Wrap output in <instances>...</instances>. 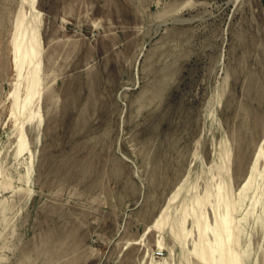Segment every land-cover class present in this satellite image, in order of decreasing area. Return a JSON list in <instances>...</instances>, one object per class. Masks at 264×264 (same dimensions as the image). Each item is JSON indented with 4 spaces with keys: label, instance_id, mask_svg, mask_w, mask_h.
Masks as SVG:
<instances>
[{
    "label": "rangeland",
    "instance_id": "obj_1",
    "mask_svg": "<svg viewBox=\"0 0 264 264\" xmlns=\"http://www.w3.org/2000/svg\"><path fill=\"white\" fill-rule=\"evenodd\" d=\"M0 264H264V0H0Z\"/></svg>",
    "mask_w": 264,
    "mask_h": 264
},
{
    "label": "bare ground",
    "instance_id": "obj_2",
    "mask_svg": "<svg viewBox=\"0 0 264 264\" xmlns=\"http://www.w3.org/2000/svg\"><path fill=\"white\" fill-rule=\"evenodd\" d=\"M18 24H19V26H20V24H21V19L20 20H18ZM23 32V31H22ZM26 34V33H25ZM31 43V42H30ZM24 50V49H23ZM29 49H27V51H28ZM26 52V51H25ZM24 52V53H25ZM23 55V54H22ZM26 56H25V58L27 59V61H28V64H30L29 65V67H30V69H31V71H33L34 70V68H35V65H34V63H33V60H32V58H30L27 54H25Z\"/></svg>",
    "mask_w": 264,
    "mask_h": 264
}]
</instances>
